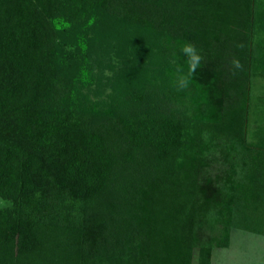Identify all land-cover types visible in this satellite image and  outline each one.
<instances>
[{
    "label": "trees",
    "instance_id": "obj_1",
    "mask_svg": "<svg viewBox=\"0 0 264 264\" xmlns=\"http://www.w3.org/2000/svg\"><path fill=\"white\" fill-rule=\"evenodd\" d=\"M181 1L176 32L200 50H192L191 78L204 92L210 78L224 87L220 106L204 97L207 120L149 117L155 141L132 116L100 122L88 109L94 124L74 122L84 112L74 86L39 107L27 88L15 90L24 74L0 52V197L11 201L0 208V264H193L195 248L198 263L211 264L212 250L229 246L230 228H253L246 214L260 199L262 153L243 157L240 149L252 148L245 131L255 0ZM129 8L138 12L134 2ZM52 25L67 30L70 22L55 17ZM19 33L4 35L8 51L20 45ZM79 47L77 81L88 82L83 39ZM221 140L230 141L223 161L232 172L239 158L252 163L249 185L230 176L227 193L201 180Z\"/></svg>",
    "mask_w": 264,
    "mask_h": 264
},
{
    "label": "rangeland",
    "instance_id": "obj_2",
    "mask_svg": "<svg viewBox=\"0 0 264 264\" xmlns=\"http://www.w3.org/2000/svg\"><path fill=\"white\" fill-rule=\"evenodd\" d=\"M169 1L164 4L163 0H113L111 3L101 0H0V22L4 21L0 52L10 54L24 74L14 86L15 90L20 85L23 87L19 90L27 88L40 107L46 101L60 100L68 88L74 86L73 90L83 99L78 107L84 111L74 116V122L77 119L83 126L94 124L86 114L88 109H93L95 118L97 114L100 116V122L132 116L137 122H143L145 131L154 141L155 127L150 118L169 117L182 125L196 119H209L211 110L204 97L220 106L218 102L224 86L220 87V82L210 81V78L211 85L204 92L203 86L191 78L196 64L189 63L192 50L197 55L200 50L190 48L176 32L179 17L175 9L184 8L183 2ZM133 2L138 12L130 11ZM55 17L68 20L70 27L56 30L52 25ZM254 17L245 131L246 143L252 148H241L240 152L243 157L262 153L258 157L260 167L255 177L260 199L246 214L253 228H230L229 246L215 247L211 252V264H264V0L254 1ZM18 27L19 34L24 36L18 37L21 43L15 50L8 51L4 35L14 33ZM81 39L87 44L88 82L77 81ZM189 48L191 51H186ZM202 53H210V50ZM220 143L223 148L216 147L208 154L209 165L201 180L215 181L227 193L231 190L225 182L230 176L241 182L248 180L246 176H253L249 170L252 163L250 159L239 158L235 174L223 161L230 141L221 140ZM10 205V200L0 197V208ZM235 208L237 216L241 211L238 205ZM220 232L216 230L212 234L217 236ZM208 234L211 235L209 231ZM199 252V248L194 249L193 264H199Z\"/></svg>",
    "mask_w": 264,
    "mask_h": 264
},
{
    "label": "clouds",
    "instance_id": "obj_3",
    "mask_svg": "<svg viewBox=\"0 0 264 264\" xmlns=\"http://www.w3.org/2000/svg\"><path fill=\"white\" fill-rule=\"evenodd\" d=\"M186 51H191V49L189 48V49H186Z\"/></svg>",
    "mask_w": 264,
    "mask_h": 264
}]
</instances>
